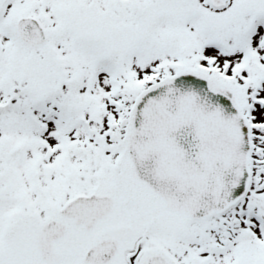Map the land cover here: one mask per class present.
Here are the masks:
<instances>
[{
    "label": "snow or ice",
    "instance_id": "snow-or-ice-1",
    "mask_svg": "<svg viewBox=\"0 0 264 264\" xmlns=\"http://www.w3.org/2000/svg\"><path fill=\"white\" fill-rule=\"evenodd\" d=\"M0 264H264V0H0Z\"/></svg>",
    "mask_w": 264,
    "mask_h": 264
}]
</instances>
